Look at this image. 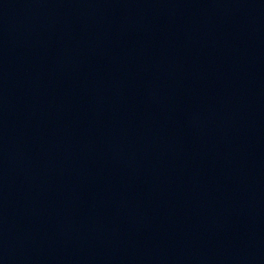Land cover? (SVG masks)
<instances>
[{"label": "water", "instance_id": "water-1", "mask_svg": "<svg viewBox=\"0 0 264 264\" xmlns=\"http://www.w3.org/2000/svg\"><path fill=\"white\" fill-rule=\"evenodd\" d=\"M0 264H264V0H0Z\"/></svg>", "mask_w": 264, "mask_h": 264}]
</instances>
